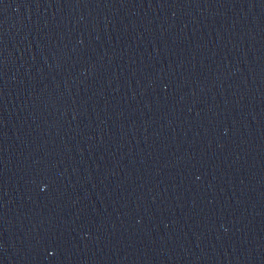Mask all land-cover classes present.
Listing matches in <instances>:
<instances>
[{
    "label": "water",
    "instance_id": "1",
    "mask_svg": "<svg viewBox=\"0 0 264 264\" xmlns=\"http://www.w3.org/2000/svg\"><path fill=\"white\" fill-rule=\"evenodd\" d=\"M0 264H264V0H0Z\"/></svg>",
    "mask_w": 264,
    "mask_h": 264
}]
</instances>
